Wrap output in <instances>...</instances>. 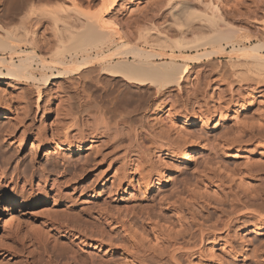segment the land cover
Segmentation results:
<instances>
[{
    "label": "rangeland",
    "instance_id": "374dc122",
    "mask_svg": "<svg viewBox=\"0 0 264 264\" xmlns=\"http://www.w3.org/2000/svg\"><path fill=\"white\" fill-rule=\"evenodd\" d=\"M168 1L119 0L106 18L128 32L150 29V42L138 44L157 52L172 48L160 50L163 39L211 35L208 22L197 16L186 25L174 12L176 4L188 1L199 13L205 10L203 0ZM5 2L0 0V19ZM34 2L32 16L41 18L39 33L49 46L55 40L52 20L41 11L58 8L61 0ZM80 2L85 10L102 9L101 0ZM221 3L220 24L241 31L238 49L264 44V0ZM9 19H2L7 27L18 25ZM214 44L198 47L199 52ZM219 46L221 52L199 61L191 59L198 48H172L190 55L177 58L187 65L188 78L162 88L136 87L135 95L112 90L105 80H92L94 75L60 79L42 88L40 109L33 82L0 76V195H14L17 177L20 184L33 177L37 208L14 205L10 212L22 218L23 231L31 230L35 219L46 230L41 242L35 241L32 235L20 237L13 223L0 218V264H50V259L60 264H264V61L236 56L264 55V48L231 53L226 40ZM43 49L51 59V49ZM56 94L63 97L57 104L74 109V122L70 116L65 124L57 115L51 102ZM174 113L182 116L175 119ZM187 115L196 119L182 126ZM96 119L110 130L99 134L83 126ZM70 125L84 138L71 150L58 136ZM4 134H50L51 139L40 146L29 139L21 148ZM184 144L200 148L188 162L179 151Z\"/></svg>",
    "mask_w": 264,
    "mask_h": 264
},
{
    "label": "bare ground",
    "instance_id": "6f19581e",
    "mask_svg": "<svg viewBox=\"0 0 264 264\" xmlns=\"http://www.w3.org/2000/svg\"><path fill=\"white\" fill-rule=\"evenodd\" d=\"M101 1L102 9L100 11L85 10L80 0H61L60 6L56 9H42L41 13L47 14L52 20V37L54 36L55 38V43L51 42L52 44L50 43L48 46L49 41L46 40L47 43L45 44L46 41H43L44 38L42 39L39 33L41 18L37 17L35 19L32 16V13L37 10L34 0H6L2 16L5 19L10 18V23L14 21H18L19 23L13 27H7L8 22L6 20L2 21L4 18L0 19V76L4 78L15 77L19 80L24 79L27 81V85L28 82H33L35 89L34 86L32 88L35 90L36 106L37 109H40L43 100L42 88L52 83L56 85L59 83L60 79L74 80L73 77L75 74L79 75L80 78L94 75V77L91 78L92 80H94L93 78H95L96 82L105 80L112 90L117 88L121 93L135 95L134 92L137 90L135 89L134 91L133 88L136 87L139 88L140 86L150 85L162 88L188 78L189 71L187 65L177 61V58H187L189 54H176L172 49L174 47L180 48L189 46L198 48L209 43H215L210 51L204 50L203 48V51L199 52L198 48L197 53L191 55V59L196 61L201 60L202 57H204V59H210L212 54L221 52L219 42L222 40H226L232 46V49H230L231 51L228 52L234 53L238 49L235 41L236 38L239 37L238 35L241 31L232 25L223 26V24H220V22H223L221 21L223 20V5L221 0H200L204 4L205 10H200L199 13L195 11L196 9H192L188 1L176 4L181 7L179 8L178 6L174 12L177 13L176 15L184 18L186 25L191 21L190 19L198 16L201 20L211 25L213 32L211 35L196 36L191 39L161 40L159 48L172 47L170 50L171 52L148 50L138 44L140 41L144 43L150 42L148 41L150 38L149 35L151 34L150 29L138 28L137 30L128 32L120 27L116 28L110 26L108 23L110 19L106 18V15L109 14L111 10L115 9L119 0ZM168 2L171 3V0ZM172 10H174V8ZM43 48L51 49V59L46 58V56L41 53ZM162 48H160V50ZM260 48H264V44L254 47L248 45H244L241 48L239 47V49H247V51ZM4 54H8V56ZM156 55L161 56V58H159L161 59L160 61L154 58ZM236 56L240 57L242 60L264 61V55L261 53H249L247 55H242L240 53ZM165 58H169L170 60H163ZM1 66L6 69V75L1 69ZM11 85L13 86V84ZM31 85L32 83L29 84L30 87ZM57 87L58 85L56 89ZM58 88H60V86ZM52 91L53 90H51V92ZM49 94L51 93L49 92ZM22 95L23 93L21 97ZM61 97L62 96H59V94H56L52 97L51 102L57 104L59 100H63L60 99ZM61 104L56 105L55 111L57 115L62 116L63 121L65 119L66 122L67 117L71 116L74 122L76 117H74V109L72 110V108H70L72 106H63V104ZM22 109H25L24 111L26 112L30 111L27 110V107H23ZM46 116L48 115L42 117V125H46L44 124ZM180 116L182 115L174 113L175 119ZM218 117H220L219 113L215 115V119L217 120ZM195 119L196 118L189 117L188 115L183 116L181 121L182 126L193 123ZM88 122L87 124L84 123L85 125L83 124V126L89 127L87 130L91 132H99V134H102L100 133L101 131L107 132L110 130V126L104 120L96 119L93 123H90V121ZM73 124L75 128V123ZM72 125L66 126L64 132L58 134L63 144L68 147L69 150L82 145L80 140L81 134H73V129H71ZM44 128L46 127L44 126ZM60 131H62V128ZM75 131H77V128ZM83 131H85V129H83ZM49 135L50 134H4L3 138L6 137L10 142L18 143V146L22 148L27 144L29 139H34L35 144L40 146L46 140L51 139ZM199 149L200 148L197 146L186 144L179 151L182 152V159L188 162L193 159L194 154H196ZM31 178L30 180H26L25 177L23 183L20 184V182L17 181L20 179V176L17 177L16 181H14L16 183H14V186L12 185L14 195H10L9 197H2L0 195V218L4 222L13 223L20 237L27 238L28 236L26 235H32V237H35V241L37 239L41 242L46 231L42 225L44 222L40 224L39 222L41 221L35 219L33 221L31 220L30 224L28 221L30 225H28L27 229L30 228L31 230L23 231L21 227L22 218L20 219L10 212V208L14 205H18L19 207L29 206V210L37 208L40 201L35 200L38 193L32 182L33 177ZM32 213L35 212L32 211ZM48 262L50 264L51 262L60 264L59 259H50Z\"/></svg>",
    "mask_w": 264,
    "mask_h": 264
}]
</instances>
